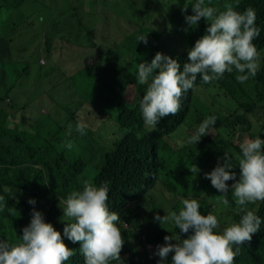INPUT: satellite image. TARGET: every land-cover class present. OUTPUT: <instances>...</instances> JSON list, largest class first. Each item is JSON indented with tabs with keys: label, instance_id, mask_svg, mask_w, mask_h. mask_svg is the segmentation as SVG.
Segmentation results:
<instances>
[{
	"label": "trees",
	"instance_id": "16d2710c",
	"mask_svg": "<svg viewBox=\"0 0 264 264\" xmlns=\"http://www.w3.org/2000/svg\"><path fill=\"white\" fill-rule=\"evenodd\" d=\"M98 1L104 4L106 0H0V41L4 40L0 43L9 44L13 41L11 34L13 35L19 26L34 23L36 15H42L48 9L55 10L59 16L69 12L76 14L77 4L82 3L97 12L98 18ZM136 1L138 0L111 2H122L130 9ZM157 1L161 6L158 14L162 17L165 11L169 12V4ZM172 1L176 4L171 16L175 24L182 28L181 31L173 27L171 30L156 31L151 36L156 37L159 32L163 34L162 40L167 38L171 43L175 42L173 50L165 47L164 55L178 60L182 70L183 65L189 62V50L206 34L208 24L203 18L193 28L186 23L185 16L193 14L191 6L196 0L185 4H180L178 0ZM227 3H231L239 12L249 7L256 12V26L260 29V35L253 43L260 53V66L255 77H250L241 84L236 80L238 73L234 69L232 73L226 72L219 80L205 84L198 76L193 89L183 94L180 111L175 116L161 118L153 128L145 125L140 111V101L146 92L147 84L141 85L136 80L138 67L135 65L142 61L136 58L135 54L131 68L117 71L124 73L126 83L133 84L136 94L134 101H126L122 93L101 97L103 108L96 109H100L108 117L100 119L101 122L97 125L87 126L86 134L76 140L82 149L83 146H88V149L94 146L92 156L82 150L73 156L62 149L57 145L61 140L55 126L44 132L45 134L40 132L45 121L38 123L43 126L39 131L37 128L22 131L10 127V120L16 118V112L25 110L27 103L16 100L17 97L12 92L15 83L11 84L9 78L5 81L1 79L0 196L4 200L0 203L5 207L0 211V240L10 245L20 243L22 229L30 223L34 209L42 213L45 222L52 224L54 229L61 233L67 247L73 250V255L64 264H85L79 243L73 244L63 237L65 223L73 221L67 217L63 218V204H60V201L66 200L72 192L82 191L85 180L91 181L97 187L108 183L109 211L120 216V221L116 223L124 240L120 253L121 261L112 260L109 264H152L147 251L148 243L163 245L166 235H171L173 239L179 236L186 239L190 233L182 234L173 224L160 225L158 221H154L157 214L163 217L174 211L178 213L184 198L198 200L202 215L211 213L217 217L218 227L214 230L217 233H222L224 228L239 222L240 215L235 211L236 204L232 192L227 194L229 206L225 207L219 199L221 193L212 187L210 180L205 179V174L210 173L218 161L222 164L223 156L227 155L233 164V171L239 178V144L246 136L250 139L258 136L264 139V124L255 129V125L261 123L259 112H264V0H205V6L217 9V14L225 10L224 5ZM184 6H188L186 12L182 11ZM109 12L115 14V11H108L106 14ZM116 13L120 14L117 11ZM114 22L115 20L110 18L102 28L109 30V36H112L110 31L116 28L117 22L112 29H109L108 25L113 26ZM139 27L141 28L140 25ZM104 38L102 33L99 38L101 43L106 41ZM53 47L61 49L65 45L55 44L52 39L47 51L50 53ZM10 49L11 44L7 47V50ZM60 56L65 55H59L53 50L56 62L60 61ZM150 62L149 60L147 63ZM85 63L86 67L90 66L88 62ZM94 66L100 70L97 71L100 76L97 81L102 88H108L100 65ZM8 68L10 69V66ZM193 109H201L205 113V119L215 116L216 123L210 126L209 135L201 137L197 144H187L183 141L191 137L188 130L197 132L200 125L198 121L185 125L184 117L191 114ZM70 116L75 120L76 112L70 113ZM108 121H113V124L109 126ZM104 124L107 125L100 135L97 131ZM93 126L96 128L93 129ZM176 131L179 133L175 134ZM99 136L103 139L107 136L109 139L97 140ZM194 165L199 172L191 171ZM227 183L230 186L233 181ZM156 190L158 201L154 197ZM29 200H35V205L29 204ZM219 207L226 209L219 211ZM246 207L258 215L262 223L251 241L240 247L234 264H264V201H257ZM63 219L65 223L62 222ZM7 224L11 232L6 229ZM8 232L11 236H8ZM172 243L176 241L173 240ZM233 250L235 251V246ZM173 254H169L166 264H172Z\"/></svg>",
	"mask_w": 264,
	"mask_h": 264
},
{
	"label": "clouds",
	"instance_id": "9594fccd",
	"mask_svg": "<svg viewBox=\"0 0 264 264\" xmlns=\"http://www.w3.org/2000/svg\"><path fill=\"white\" fill-rule=\"evenodd\" d=\"M225 10L217 14V9L205 6V0H196L191 6L192 15L185 16L190 28L197 26L203 18L207 21L206 34L198 39L188 52V63L181 65L160 52L150 63L138 65L136 80L139 84H147V89L140 101V111L147 126L153 128L161 118L175 116L181 109V98L184 93L193 89L198 76L202 82L209 84L219 80L226 72L238 73L236 80L243 84L250 77H255L259 70L260 53L253 41L259 37L260 29L256 26V12L249 7L243 12L236 11L231 3L224 5ZM184 6L182 11H187ZM187 31V29H186ZM145 45L146 36L138 38ZM151 78V81L149 82ZM185 125L196 122L188 116L184 117ZM216 117L204 119L194 135L183 141L197 144L201 137L209 135L210 126L215 125ZM87 125L78 122L75 131L86 134ZM73 126L68 125L67 135H71ZM72 149L73 143L68 140L60 145ZM241 155L237 157L239 178L233 171V164L227 155L223 163L205 174V179L219 193V199L229 206L227 194L232 192L236 204L235 211L240 215L238 223L224 228L222 233L214 230L218 227V219L209 213L202 215L200 204L196 199H182L179 212H171L161 217L154 216V221L162 224H173L182 234H189L186 239L180 236L164 237V244L157 245L155 256L159 264H166L170 253L172 264H234L240 247L250 242L252 236L261 226V218L247 209L248 204L264 201V139L245 138L239 144ZM192 172H199L196 165ZM228 181H233L229 186ZM109 197L108 183L99 187L89 180L84 181L82 191L72 192L63 204V218L73 222L65 223L63 237L73 244L79 243L80 252L85 264H109V261H121L120 253L124 244L120 228L117 227L120 216L110 212L107 205ZM4 198L0 196V202ZM35 205V200H29ZM5 205L0 203V211ZM125 225H127L125 223ZM21 242L10 245L0 240V264H64L73 255L63 242L61 233L52 224L46 223L42 213L33 209L28 226L22 229ZM175 240L176 243H172ZM235 246V251L233 247Z\"/></svg>",
	"mask_w": 264,
	"mask_h": 264
},
{
	"label": "rangeland",
	"instance_id": "374dc122",
	"mask_svg": "<svg viewBox=\"0 0 264 264\" xmlns=\"http://www.w3.org/2000/svg\"><path fill=\"white\" fill-rule=\"evenodd\" d=\"M111 1L114 0H106L104 4L98 1L96 6L97 11H100L98 18L97 12L95 13L82 3L77 4L76 14L69 12L59 16L55 10H45L42 15H36L34 23L19 26L14 34H11L13 41L9 44L0 43V81L9 78L11 84L15 83L12 92L17 97L16 100L27 103V108L16 112V118L10 120V127L19 128L22 131L24 129L39 131V128L43 127L39 124L45 121L40 132L50 131L55 126L61 140L57 145L60 146L68 140L72 141L71 150L61 147L69 154L75 156L82 150L87 151L88 156L93 155L94 146H91V149L83 146L82 149L76 141L81 137L75 131L76 124L80 122L87 126L97 125L101 122L100 119L108 117L100 110L103 108L101 97L122 93L126 101L133 102L136 98L133 84L126 83L124 73L117 71L131 68L132 57L135 54L136 58L142 62H149L157 52L165 54V47L173 50L175 42L171 43L167 38L162 40V33L157 32L156 37H152L151 34L161 30H171L173 27L179 31L182 29L175 24L171 16L176 4L172 0H160L161 4H169V12L165 11L162 17L158 14L161 6L157 0H138L130 9L122 2ZM178 2L185 4L193 3L194 0H178ZM108 11H115V14L109 12L107 15ZM116 11L120 14L118 15ZM110 18L115 22L113 26L108 25L109 29L114 28L117 22L116 28L110 31L112 36H109V30L102 29L104 23ZM102 33L106 40L103 43L99 40ZM141 36H146L148 41L146 45L137 40ZM52 39L55 44L65 45L61 49L59 47L52 49L68 58L60 56L58 58L60 61H55L53 50L50 53L47 51V46L52 43ZM10 44L11 49L7 50ZM82 44L83 46H80ZM85 62H88L90 66L86 67ZM94 65H100L108 88H102L103 86L97 81L100 78L97 72L99 69ZM135 66L138 67V65ZM96 107L100 109L97 110ZM73 112H76L75 120L70 116ZM188 118L201 123L205 119V113L201 109H193ZM258 118L261 123H257L255 129L264 124V112H259ZM69 124L73 126L70 136L67 135ZM112 124L113 121H108L109 126ZM106 125L98 129L97 132L100 135ZM95 128L96 126H93V129ZM188 132L190 136L195 134L192 130ZM178 133L176 131L175 134ZM104 139L109 138L105 136ZM104 139L102 136L97 138V140ZM234 143L236 145L237 141L235 140ZM154 197L158 201L157 190L154 192ZM225 209L219 207V211ZM6 229L11 232L8 224ZM8 236H11V233L8 232ZM156 246L147 244L152 264H159V257L154 255ZM138 248L141 249V246Z\"/></svg>",
	"mask_w": 264,
	"mask_h": 264
}]
</instances>
